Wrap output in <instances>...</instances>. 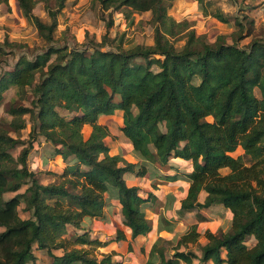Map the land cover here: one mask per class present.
<instances>
[{
  "label": "trees",
  "instance_id": "16d2710c",
  "mask_svg": "<svg viewBox=\"0 0 264 264\" xmlns=\"http://www.w3.org/2000/svg\"><path fill=\"white\" fill-rule=\"evenodd\" d=\"M17 1L44 45L32 56L23 52L0 71V105L11 87L17 89L7 109L12 119L5 124L0 117V264L34 262L35 246L48 252L51 264H124L118 252L108 251L99 259L95 250L125 240V231L118 229L107 240L94 238L85 229V219L107 221L106 208L112 202L120 205L132 238L150 233L153 222L144 207L157 196L142 195L139 186L128 185L126 176L144 177L156 163L167 168L168 182L189 183L179 216L220 206L231 211L232 224L227 232L205 231L201 256L181 250L199 241L198 224L181 236L171 257L158 248V240H164L159 238L145 264H193L195 259L198 264H264V39L241 44L253 33V19L209 10L199 0L205 16L222 23L234 20L237 26L232 42L226 34L210 41L191 20L178 21L170 14L175 0H96L103 12H122L127 19L151 14L153 43L126 49L123 38L109 36L113 18L103 17L100 41L86 31L84 41L62 44L56 31L67 0H43L49 22L34 13L38 0ZM6 46L23 45L8 39L0 43V62L10 53ZM24 100L29 104L19 102ZM118 110L123 112L121 131L142 162L110 153L106 138L111 132L101 119ZM26 116L32 122L27 140L12 135L27 127ZM85 125L92 127L87 138ZM39 136L52 147L48 157L75 162L54 173L58 180L48 184L28 164L31 151L41 145ZM17 146L23 147L15 157ZM238 147L251 157V165L232 155ZM12 192L16 194L5 198ZM23 203L28 218L19 213ZM161 223L172 231L168 218ZM70 226L84 232L66 237ZM250 238L253 245L247 244Z\"/></svg>",
  "mask_w": 264,
  "mask_h": 264
},
{
  "label": "rangeland",
  "instance_id": "374dc122",
  "mask_svg": "<svg viewBox=\"0 0 264 264\" xmlns=\"http://www.w3.org/2000/svg\"><path fill=\"white\" fill-rule=\"evenodd\" d=\"M204 4L208 5L209 10L220 9L225 13H230L232 15H237L243 17L244 15L253 19V33L251 36L246 37L241 41L242 45H246L254 37H260L264 39V0H204ZM34 13L40 16L44 21L49 22L50 18L47 10L45 9V2L43 0H38ZM170 14L174 16L178 21L189 19L193 22L194 28H196L198 33H206L210 39L213 41L219 34H226L229 36V42H232L230 35L237 29L234 20L230 23H222L211 15L205 16L203 11L200 9L199 0H175L172 8L170 9ZM105 17L107 20L113 18L114 25L109 29V36L111 38L124 39V48L128 49L138 44H151L154 40V27L150 22L151 14L145 12L143 14H134L133 19H127L122 12H103L100 8V4L96 0H67L65 8L58 15V26L56 31V37L59 41L64 44L66 41L70 44H75L84 41L82 36L86 31L89 32V38H94L97 41L102 39V35L105 30ZM243 19V18H242ZM248 31L245 32L247 34ZM167 36H169L167 34ZM8 39L10 42H15L22 44V47H16L15 49H10L6 46V50L10 52L6 56L4 62H0L1 69L10 68L18 57L26 52L28 55L32 56L39 53L42 50L44 41L39 35L36 26L27 19L21 12L18 1L10 0L8 5L0 3V43ZM109 47H105L108 49ZM17 89L11 87L5 93V99L3 104L0 105V117L1 120L6 124L12 117L7 113L9 105L17 98ZM257 94L260 95V91L256 90ZM28 100L32 99V95L29 93ZM28 100L19 101L23 104H29ZM65 114H67L65 112ZM27 118V127L23 129L20 133H12L15 137H21L22 139H28L32 122L29 116ZM102 123L106 124L111 132V135L106 138L107 144H109L111 154H122L124 158L130 159L129 162H139L141 158L134 154L131 142L123 135L121 131L122 124V112L118 111L114 116L104 117L101 119ZM92 131V127L89 125L84 126L83 134L87 138ZM38 142L41 143L40 146L34 148L28 158V164L31 170L37 172V176L40 181L44 184L53 182L56 179L54 173H62L65 168H72L75 164L72 162H64L59 156L48 157L49 153L52 151V147L48 144L44 137L39 136ZM47 143V144H46ZM23 146H17L12 150L15 157H18ZM234 157L242 156L245 164L251 165L253 163L251 157L247 155L242 147L232 153ZM135 156L137 159H135ZM44 157H47L48 163L45 164L43 161ZM128 160V159H126ZM150 170L144 178V182L140 183L142 195H148V193H158L162 196V200L158 197L154 198L151 203L145 205L144 210L149 219L153 222V230L148 236H152L154 239L155 230L158 224L163 221V218H168L169 214H172L173 218L171 229L168 233L162 232V237L165 238L164 241L158 240V248L165 252L166 257H171L174 253V247L177 245L178 240L181 236L189 231L193 224H198L201 230V236L196 244H189L187 247L182 246L181 250L184 251H195L199 256H201V246L203 242L207 243V238L205 237L206 230H213L214 233L227 232L231 229L232 224V214L231 211L224 207H216L211 211L205 209L208 214L207 217L203 213L188 212L184 216H179L178 214V201L183 196V188L180 183L168 182L164 178V173H167V168L161 167L159 163L150 164ZM186 168V167H183ZM228 169H223V173H227ZM131 177L127 176L126 180ZM130 185L129 180L127 181ZM25 187H23L20 192H24ZM176 190H180L177 192ZM16 193H7L5 198H10ZM179 194V195H177ZM206 193H203V198ZM108 196V195H107ZM171 196L170 204L167 201V197ZM25 204H21L19 207V213L22 218L30 217V212L24 209ZM164 207V208H163ZM108 213V220L100 219H85V229L90 231L91 237L100 238L102 240H107L112 236L116 235L118 229L125 231L126 227L123 225L122 216L119 215L120 205L110 202L106 208ZM168 213V214H167ZM110 216V217H109ZM169 219V218H168ZM214 219L219 220L218 223L206 222L207 220L214 221ZM210 224V225H209ZM213 224V225H212ZM211 229H208V228ZM207 228V229H206ZM83 230H78L73 226L68 228V234L66 237L73 238L77 234L83 233ZM126 233V232H125ZM152 234V235H151ZM128 236V235H126ZM146 237V238H147ZM152 239V240H153ZM144 243H141L142 248L139 249V244L135 240H131L130 237H126L125 240H121L116 246L115 252H118L127 264L132 260L133 254H139L145 256L147 259L148 252L145 248L149 247V242L147 239ZM169 240V241H168ZM255 239L250 238L247 241L248 245H253ZM147 244V245H146ZM129 245L132 246V250H129ZM110 246L107 248H98L95 250V255L99 259L105 253H108ZM34 252L37 259L34 262L28 264H51L52 257L48 254L46 250L38 249L36 246ZM55 254L61 255L62 250H55ZM119 256V257H120ZM156 258L160 257L159 254H155ZM153 257V258H154ZM199 260L195 259L193 264H198ZM180 264H185L180 262Z\"/></svg>",
  "mask_w": 264,
  "mask_h": 264
},
{
  "label": "crops",
  "instance_id": "0c3cea01",
  "mask_svg": "<svg viewBox=\"0 0 264 264\" xmlns=\"http://www.w3.org/2000/svg\"><path fill=\"white\" fill-rule=\"evenodd\" d=\"M119 111V110H118ZM118 111H116V112H118ZM122 112V111H121ZM122 114H123V112H122ZM86 126V125H85ZM90 126V125H89ZM47 144V143H46ZM56 157V156H55ZM61 159H62V157L61 156H59ZM126 158L125 159H128V161H130V159L129 158H127V156H125ZM133 157H135V156H133ZM135 159H137L136 157H135ZM44 161V163H45V157H44V159H43ZM63 160V159H62ZM142 161V160H141ZM176 161H178V162H181V163H187V162H185V161H182L181 159H177ZM140 162V161H139ZM48 163V162H47ZM47 163H45V164H47ZM133 163H138V161L136 160L135 162H133ZM165 175V174H164ZM127 176H131V177H129L128 179H127V181L129 180V182H130V185L131 186H139L140 185V183H142V182H144V178H145V176L144 177H137V176H135V175H127ZM126 176V177H127ZM147 176V175H146ZM172 183V182H171ZM174 183H180V186L178 185L177 187H182L183 188V196L187 193V190H188V186H189V183L187 182V181H185V180H182V179H180V180H178V181H175ZM140 187V186H139ZM177 192H179L178 190H176ZM203 193H206V192H201V194H200V197H199V199H200V201L201 202H203L204 201V199H205V197H206V195L204 196V198H203ZM158 198H159V200H162L163 198H162V196L160 195V194H158V193H154ZM177 195H179V194H177ZM183 196L181 197V199L183 198ZM168 199H167V201L169 202L168 204H170V199H171V196H169V197H167ZM180 199V200H181ZM180 200L178 201V207H179V204H180ZM164 208V207H163ZM216 208V207H215ZM218 208H220V206L218 207ZM205 209H203L202 211H201V213H203V215L205 216V217H207V215L208 214H206L207 212L206 211H204ZM209 210H211V211H214L213 209H209ZM107 213V212H106ZM119 213V215H121L122 216V221H123V215H122V212H121V208H120V212H118ZM168 214V213H167ZM107 217H108V213H107ZM110 217V216H109ZM167 218V217H166ZM168 218H169V220L172 222V221H174L175 219H176V217H174L173 218V216H172V214H169V216H168ZM174 219V220H173ZM218 221L219 220H217V219H214V221H210V220H207L206 222H214L213 224H215L216 225V223H218ZM123 223V222H122ZM212 224V225H213ZM124 225V224H123ZM210 225V224H209ZM162 226H164L165 227V225L164 224H162V223H160V224H158L157 225V227H156V230H155V235H154V239L153 238H151L152 236H148L147 237V235L148 234H150V233H148L147 235H145V236H143V235H140V236H138V237H136V238H132L131 237V232H130V230L127 228V226H125L126 227V229H125V232H126V234L128 235L127 236V238L128 237H130V239L131 240H135V242L136 243H138L139 244V249L140 248H142L143 246H141V243H144V241H146V240H142V239H147L148 240V242L150 243L149 244V247H147V248H145V250H146V252H148V257H147V259L145 258V256H143V255H140V253L139 254H133V256H132V260L134 259L135 260V262H131V261H129L127 264H145L146 263V261L149 259V256H150V252H151V250H152V248H153V245L155 244V242L159 239V238H163L162 237V232H165V233H168V230H165V229H163L162 228ZM207 229V228H206ZM208 229H211L210 227L208 228ZM211 231H213L212 229H211ZM152 235V234H151ZM147 237V238H146ZM153 239V240H152ZM163 239H165V238H163ZM166 240V239H165ZM164 241V240H163ZM169 241V240H168ZM120 242V241H119ZM119 242H117V243H113V244H110L109 246L111 247V248H109V250L110 251H117L116 250V246L119 244ZM204 244H206V242H203V245ZM147 245V244H146ZM153 260L156 262L157 260H158V258H156V257H154L153 258ZM209 264H214V262L213 261H210L209 262Z\"/></svg>",
  "mask_w": 264,
  "mask_h": 264
}]
</instances>
